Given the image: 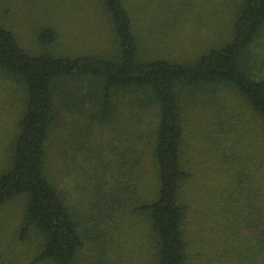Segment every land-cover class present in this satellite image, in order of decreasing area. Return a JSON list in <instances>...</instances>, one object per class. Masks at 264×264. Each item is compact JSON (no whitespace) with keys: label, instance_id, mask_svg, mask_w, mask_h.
Here are the masks:
<instances>
[{"label":"trees","instance_id":"trees-1","mask_svg":"<svg viewBox=\"0 0 264 264\" xmlns=\"http://www.w3.org/2000/svg\"><path fill=\"white\" fill-rule=\"evenodd\" d=\"M95 3L113 32V53L57 54L51 47L59 31L43 27L37 34L43 51L34 54L0 19V77L18 82L25 94L0 171V211L22 202L24 251L19 262L0 251V264H264V76L254 53L264 36V0L230 1L226 39L178 58L144 52L127 0ZM188 98L210 122L195 133L194 161ZM61 106L79 119L86 141L78 149L95 171L78 204L49 174ZM148 109L158 116L153 188L142 182L141 149L133 140L120 145L128 142L121 122ZM109 127L119 147L114 137H95ZM135 234L139 254L131 259L124 252Z\"/></svg>","mask_w":264,"mask_h":264},{"label":"rangeland","instance_id":"rangeland-1","mask_svg":"<svg viewBox=\"0 0 264 264\" xmlns=\"http://www.w3.org/2000/svg\"><path fill=\"white\" fill-rule=\"evenodd\" d=\"M230 1L127 0V3L143 39L144 52L164 51L178 58L181 54L196 56L205 47H210L212 41L217 43L226 39L231 29L228 25L234 18ZM96 5L95 0H0V19L14 29L22 44L34 54L43 51L37 38L43 27L59 31V39L51 47L57 54L113 53L116 49L113 32L101 18ZM168 21L172 25L167 27ZM254 53L255 63L263 69L264 76V36L257 40ZM24 95L18 82L0 77V171L7 167L9 161L11 143L24 108ZM193 98L187 99L185 109L191 161L196 159L195 149L200 143L196 131L201 129L205 132L210 124L206 109ZM126 113L125 116L129 117L130 114ZM135 114L133 121L125 120L120 124L122 128L128 127L126 133L120 132L122 139L125 135L128 137V142L122 141L120 145L124 148L133 140L141 149L142 182L144 187L153 188L157 170L152 142L158 116L154 109ZM77 119L61 106L59 122L49 145V174L63 181L67 195L75 204L83 201L94 183L95 173L82 160L84 153L78 149V143H85L86 138L83 139L78 131ZM113 128H105L95 137H114L110 142L119 147L120 138H116L117 132ZM22 214L21 201H15L0 211V251L17 262L21 260L19 254L23 245L19 236ZM133 220L138 224L143 222L139 218ZM139 241L141 238L135 234L126 243L128 253L124 254L135 259L139 254Z\"/></svg>","mask_w":264,"mask_h":264}]
</instances>
